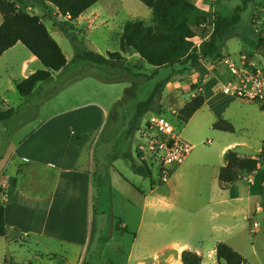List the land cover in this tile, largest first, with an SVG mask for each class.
<instances>
[{"label": "rangeland", "instance_id": "374dc122", "mask_svg": "<svg viewBox=\"0 0 264 264\" xmlns=\"http://www.w3.org/2000/svg\"><path fill=\"white\" fill-rule=\"evenodd\" d=\"M243 1H247L246 10L239 25L232 29V38L225 42L221 52L230 57L247 53L256 61H264L260 52L261 46H264V0H215L214 7L229 18ZM24 2L28 6L25 11L39 16L45 23L51 37L63 52L68 67L52 81L39 85L25 102L21 101L15 80L42 70V65L38 61L26 62L27 69L23 70L22 64L28 60L30 53L20 43L1 56L0 110L12 108L16 115L7 123L0 122V170L6 166L14 148L28 140L32 133L41 131L45 126L47 129L55 122L48 123L51 119H68L76 130L91 131V144L97 151L94 162L97 163L95 156L98 152L100 156H108L110 162L107 165L114 167L118 178H122L119 182L122 189L126 188L127 193L134 196L135 191L130 189L134 185L139 191L149 194L151 200L153 183L161 190L168 204L165 208L157 206L156 209H146L135 241L131 235L123 234L122 238L113 235L108 225L102 232H98L94 221L89 230L90 241L77 257L70 260V264H182L183 251L199 255L202 264H219L215 259V248L219 243L232 245V249L248 264H264L262 216H256L255 220L252 217L250 226L253 232L249 231L239 213L240 206L226 201L229 193L220 192L218 183L219 171L224 166L223 147L234 142H244L245 147L237 148L235 145L229 149L234 148L245 156H256L261 150L264 141V111L260 109L261 105L236 101L227 109L220 117L229 121L234 129L232 133L214 130L212 125L218 118L211 115L204 106L180 129L183 140L193 147L185 164L175 168L169 184L159 183V173L155 166H149L150 179L136 176L131 169V160L140 164L135 155L139 143L138 129L141 119L149 115L138 117L136 107L147 99L155 84L170 71L159 72L158 76L153 77L152 67L127 53L125 56L131 58L127 62L133 67V73L96 67L75 61L74 58L78 51H91L102 56L118 51L124 24L135 20L149 23L151 10L138 0H100L80 19L64 26L63 31L60 26L64 19L53 15L54 11L48 15L33 5L34 0ZM89 13L93 15L89 16ZM197 38L200 37L194 38V42H199ZM177 84L175 81L169 82L160 99L167 113L170 110L177 112L175 121L180 110L173 106H183L191 100V92L183 93L182 90L173 89L167 92L166 88ZM212 109L215 113L219 112L216 106ZM79 115L87 120H76L75 116ZM167 117L171 116L168 114ZM126 181L131 184L125 185ZM0 189L3 190V186ZM104 192L107 194L108 190ZM91 193L95 196V186ZM4 198L2 195L1 199ZM220 211L228 214L216 216ZM234 211L238 213L233 217L231 212ZM256 221L259 222L257 229L254 227ZM226 228L230 230L224 231ZM3 244L4 240L0 238V249ZM181 247L183 249H179ZM34 251L25 238L8 246L5 260L12 259L16 264L27 261L33 264H65L44 258L35 260Z\"/></svg>", "mask_w": 264, "mask_h": 264}, {"label": "crops", "instance_id": "0c3cea01", "mask_svg": "<svg viewBox=\"0 0 264 264\" xmlns=\"http://www.w3.org/2000/svg\"><path fill=\"white\" fill-rule=\"evenodd\" d=\"M192 1L197 6V12L210 17V21L212 19L213 22V14L219 13L214 7L215 2L212 4L210 0ZM2 22L3 18L0 14V25ZM208 28L210 29L209 26ZM125 53L133 55L128 48L125 49ZM222 56L229 55L222 54ZM133 57L137 59L134 55ZM127 59L131 58L127 57ZM34 61L37 60L30 53L28 60L22 64V69H27L26 62ZM212 67L214 68L211 69ZM62 73H57L55 76ZM229 79L227 68L218 61L202 63L191 75L173 77L170 82L175 81L178 84L166 90L167 92L172 89L182 90L183 93L191 92V100L201 94L205 100L203 107H207L211 115L221 118L220 116L236 101L243 104L248 103L222 95L221 84ZM186 104L173 106V108L181 110ZM215 106L218 107L219 112L217 113L212 109ZM75 118L76 120H87L80 115ZM48 123L53 124L47 129L45 126L41 131L32 133L28 140L14 148L6 166L0 170L2 177L0 186L4 188L0 189V199L2 195L5 197L1 200L4 202V219L8 227L7 236L0 237L4 240L0 249V264L5 262L8 246L25 238L35 250V260L44 258L70 264V260L77 257L90 241L89 230L94 221L98 232H102L103 228L108 225L113 235L119 238H122L123 234L131 235L135 241L146 209L168 206L162 196L163 193L153 183L154 189L150 191L151 200L149 194H144L134 185L130 188L135 191L134 196L127 193L126 188L122 189L119 184L122 178H118L114 167L107 165L110 162L108 156H100L98 152L95 156L97 163L94 162V155L97 151L91 144L93 141L91 131L76 130L68 119L61 121L55 118ZM235 145L237 148L245 147L246 143L234 142L223 147L221 150L223 157L228 150H235L238 153L234 148L229 149ZM238 156L255 158L257 155L245 156L238 153ZM133 174L136 175L134 172ZM172 176L173 173L164 185L169 184ZM261 177L258 173L246 174L223 190L219 186L220 192L229 193L227 202L231 201L240 206L239 213L242 215V221H245L251 232H253L250 226L252 217L254 216L253 220H255L256 216H262L259 195ZM125 183V185L131 184L128 181ZM93 186H95V196L91 193ZM104 190H108V193L106 194ZM139 204L140 207H138ZM237 213L234 211L231 215L234 217ZM218 214L226 215L228 212L220 211L216 216ZM255 223L259 224L257 221ZM223 230L229 231L230 228ZM229 246L232 248V245L229 244ZM26 263L29 261L23 264Z\"/></svg>", "mask_w": 264, "mask_h": 264}, {"label": "trees", "instance_id": "16d2710c", "mask_svg": "<svg viewBox=\"0 0 264 264\" xmlns=\"http://www.w3.org/2000/svg\"><path fill=\"white\" fill-rule=\"evenodd\" d=\"M99 1L34 0L33 5L43 9L48 15L55 12L53 15L64 19L60 29L65 31L64 26H68L69 22L76 21ZM138 1L151 10L152 18L149 23L139 20L126 22L122 27L119 50L116 52L102 56L91 51H78L75 53L74 60L97 67L133 73L131 69L133 67L129 66L125 56V49L128 48L139 61L153 68V77L158 76L159 72L170 71L155 84L147 99L138 103L136 107L138 117L148 113L162 112L168 116L169 113L159 104L160 96L166 85L173 77L191 75L202 63L216 62L223 58L222 47L226 41L232 38L231 31L239 25L241 16L246 10L247 1H243L241 6L236 7L229 18L215 13L214 20L211 22L213 24H210V20H207L205 14H196L197 6L192 0ZM27 7L24 0H0V14L3 18L0 25V57L20 43L43 67L42 70L27 78L15 80L16 90L21 101L28 100L39 85L52 81L57 73L64 72L68 66L63 52L51 37L45 23L39 16L25 11ZM252 22L254 24L255 20ZM202 24L209 27L214 25L213 32L207 39L205 37L209 33V28H201ZM67 36L69 35L67 34ZM198 36L202 38V43L199 48H196L193 39ZM260 43H263L262 40ZM260 52L264 57L263 45ZM204 102V97L198 94L179 111L176 121L173 117H168V119L173 122L176 128L181 129L203 107ZM260 109L264 111L262 108ZM15 113L16 111L12 108L0 110V122L6 123ZM212 128L222 132L232 133L234 131L232 125L221 118L216 120ZM223 158L224 166L218 174V183L222 190L246 174L261 173L259 195L264 233V142L261 152L255 158H240L235 150H228ZM131 169L136 175L147 179L151 178V170L146 164H136L134 160H131ZM4 209V202L0 199V237L2 238L6 237L8 233ZM215 259L219 264L220 262L248 264L239 253L225 243H219L216 246ZM181 263L202 264V258L196 253L183 251ZM3 264L14 263L12 260H5Z\"/></svg>", "mask_w": 264, "mask_h": 264}, {"label": "built area", "instance_id": "2783aa9c", "mask_svg": "<svg viewBox=\"0 0 264 264\" xmlns=\"http://www.w3.org/2000/svg\"><path fill=\"white\" fill-rule=\"evenodd\" d=\"M210 2L213 4L215 0ZM207 27L206 24L201 25V28ZM213 29L214 25H211L205 39L210 36ZM197 39L199 42L193 40V43L199 48L202 40ZM218 62L227 68L230 75V79L221 84L222 95L257 103L264 110V61H256L247 53H239L236 57L225 56ZM169 114L175 118L177 112L170 110ZM138 137L136 159L140 164H146L148 168L155 166L158 169L160 184L169 181L174 168L183 165L192 150V146L181 137L180 129L176 128L163 112L149 113L143 118L138 129ZM254 227L257 229L259 224L254 223Z\"/></svg>", "mask_w": 264, "mask_h": 264}]
</instances>
